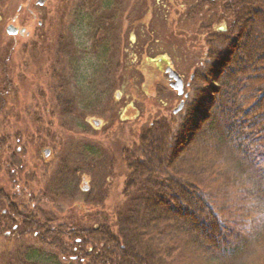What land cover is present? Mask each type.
I'll list each match as a JSON object with an SVG mask.
<instances>
[{
  "label": "trees",
  "instance_id": "trees-1",
  "mask_svg": "<svg viewBox=\"0 0 264 264\" xmlns=\"http://www.w3.org/2000/svg\"><path fill=\"white\" fill-rule=\"evenodd\" d=\"M177 1L188 6L186 22L200 20L206 49L182 111L153 120L123 150L124 204L113 222L57 223L36 205L26 211L6 201L16 242L0 264H264V0ZM95 21L92 36L102 33L103 42L112 21ZM0 67L5 73L7 60ZM54 77L57 106L70 115L64 81ZM79 171L60 161L42 198L87 196L85 204L101 206L106 194L82 192Z\"/></svg>",
  "mask_w": 264,
  "mask_h": 264
},
{
  "label": "rangeland",
  "instance_id": "rangeland-1",
  "mask_svg": "<svg viewBox=\"0 0 264 264\" xmlns=\"http://www.w3.org/2000/svg\"><path fill=\"white\" fill-rule=\"evenodd\" d=\"M36 1L0 0V60H7L5 73L0 67V188L19 210L36 205L57 223L110 224L124 204L123 150L184 100L169 86L165 65L171 64L189 91L206 49L200 20L186 22L188 6L177 0H44L41 6ZM210 8L218 19L223 16L219 6ZM104 15L112 21L109 42L101 41L102 33L92 36L95 20ZM223 19L219 25H226ZM9 24L29 34L10 36ZM55 73L73 105L70 115L62 116L57 106ZM89 119L99 124L90 125ZM13 159L18 185L9 177ZM60 161L80 169L82 192L106 194L101 206L85 204L87 196L55 204L42 198ZM0 203L1 215L7 204ZM15 242L0 235V253ZM30 243L27 237L24 244Z\"/></svg>",
  "mask_w": 264,
  "mask_h": 264
},
{
  "label": "flooded vegetation",
  "instance_id": "flooded-vegetation-1",
  "mask_svg": "<svg viewBox=\"0 0 264 264\" xmlns=\"http://www.w3.org/2000/svg\"><path fill=\"white\" fill-rule=\"evenodd\" d=\"M29 33H25V34H23V35H28ZM17 35H21L20 33H18ZM17 35H15V36H17ZM23 35H21V36H23ZM170 64V63H169ZM166 66V65H165ZM10 82L9 81H6V87H10ZM96 122V123H95ZM88 123L90 124V125H98L99 124V121H92V123H91V121H90V119L88 120ZM17 141H19V140H17ZM45 150H47V149H44L43 150V153H44V151ZM17 151H19V149H17ZM48 154H49V150H48ZM48 156V155H47ZM47 156H45V153H44V157H47ZM16 165H18V161H16V160H14L13 159V161H9V163H8V166H9V174L11 175V176H9L10 178H11V185H13V184H15V185H18V179L17 178H14L13 176L15 175L14 173H15V171H14V168H15V166ZM23 169H21V171H22ZM8 173V172H7ZM13 175V176H12ZM22 189L24 190V189H26V188H24V186L22 187ZM16 190L18 191L19 190V188H18V186L16 187ZM19 192V191H18ZM17 195V194H16ZM14 196V195H13ZM0 202H3V199H4V201L6 202H10V200H11V198L9 197V195L8 194H6L1 188H0ZM14 198V197H13ZM0 204H2V203H0ZM6 208H8V205L6 206ZM6 214H7V209H4V210H2V212H1V215H0V235L1 236H3V237H6V238H8V237H10V235H11V232L12 231H15L16 229H17V226L16 225H10V226H8V224H7V222H6V224H5V221H8V220H6L5 219V217H6ZM5 219V220H4Z\"/></svg>",
  "mask_w": 264,
  "mask_h": 264
},
{
  "label": "water",
  "instance_id": "water-1",
  "mask_svg": "<svg viewBox=\"0 0 264 264\" xmlns=\"http://www.w3.org/2000/svg\"><path fill=\"white\" fill-rule=\"evenodd\" d=\"M43 3H44V0H37L36 1V5H39V6L43 5ZM5 31L10 36H15L18 33L23 35L25 33V29H18L17 27H15L12 24L8 25L5 29ZM165 73L168 76L169 86L171 87V89L176 91L178 96L184 95V97L187 98L188 94H184L183 80L178 75V73L171 66H167L165 68ZM183 105H184V102L180 101V103L177 105V107L173 110V114H177L178 112H180L183 108ZM44 153H45V156H47L48 150H45Z\"/></svg>",
  "mask_w": 264,
  "mask_h": 264
}]
</instances>
